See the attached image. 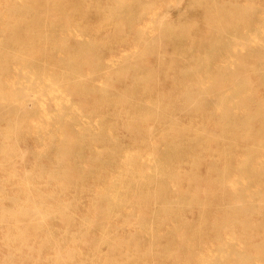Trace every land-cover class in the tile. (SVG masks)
<instances>
[{
    "label": "bare ground",
    "instance_id": "6f19581e",
    "mask_svg": "<svg viewBox=\"0 0 264 264\" xmlns=\"http://www.w3.org/2000/svg\"><path fill=\"white\" fill-rule=\"evenodd\" d=\"M193 1L197 13L212 15L215 28L209 24L188 31L163 23L152 41L129 28V40L138 44L142 59L107 77L116 102L97 95L88 84L75 92L85 113L92 99L101 101L100 107L124 108L125 122L115 129L124 132L134 148L127 166L118 164L121 143L116 131L107 141L106 135L81 127L77 139L70 132L63 141L51 140L52 152L44 164H36L35 173L25 176L14 173L24 160L17 148L29 137L37 104L25 99L23 90L9 86L10 68L46 66L55 52H62L73 58L66 62L68 79L77 76L87 57L82 46L61 36L65 24L74 19L65 14L73 9L66 8L70 0H0V137L9 143L0 159V180L19 184L17 179L23 177L26 187L43 184L44 177L46 185L61 183L59 192L51 194L53 204L19 210L17 232L26 241L35 239V244L45 227L49 238L42 245L57 250L62 238L72 235V252L53 253L50 264L264 263V44L234 63L228 52L238 31L229 27L237 20L248 24L253 15L234 8L212 12L209 1L192 0L190 5ZM129 18L122 22L128 27L133 24ZM126 31L125 26H115L117 34ZM107 43L100 41V47ZM169 45L178 56L161 61ZM23 79L21 85H32L30 77ZM36 89L37 85L28 93L34 100ZM128 89L132 96L126 95ZM144 98L150 102L143 104ZM78 139L87 145L82 148L75 143ZM87 146L103 150H96L97 159H85ZM81 161L89 162L88 172H100L99 186L106 184L108 168L120 174L110 179L108 188L93 192L86 225L77 224L71 212L77 196L88 193L85 184L90 177L81 170ZM46 164L52 165L47 173ZM59 194L68 197L64 205L56 202ZM94 217L99 227L107 219L118 223L122 218V230L106 233L109 223L99 229L90 222ZM89 246L98 253L83 254Z\"/></svg>",
    "mask_w": 264,
    "mask_h": 264
},
{
    "label": "rangeland",
    "instance_id": "374dc122",
    "mask_svg": "<svg viewBox=\"0 0 264 264\" xmlns=\"http://www.w3.org/2000/svg\"><path fill=\"white\" fill-rule=\"evenodd\" d=\"M136 1L138 0H70L71 3L66 8L72 7L73 9L65 10V14H67L66 18L72 15L74 19L71 23L65 24L64 32L61 36L71 45L82 46L83 51H85L84 57H87V60L80 65L77 76L66 78L68 74L65 71L70 67L66 62L73 58L62 52H55L46 66L34 69L24 68L17 64V68H10L9 86L15 88V90H23L21 92H25L24 98L33 100L37 104V112L36 114H32V122L28 124L27 133L29 137H27L25 145L22 144V146L17 148L18 152L24 156V160L22 164H18L15 167V174L33 175L35 173L34 166L38 163L44 164L45 157L52 152L48 148V143L51 140L63 141L70 132L77 139L80 135L76 133L78 128L81 127L89 130L92 134L99 133L106 135L102 137L105 140L107 139V141L110 140L113 132L114 135L116 132L119 134L117 141L121 145L117 149L116 157H118L120 167L127 166L128 161L131 160L130 157L134 156V148L130 145L129 137L124 132H119L115 129L119 124L125 122V119H123L124 108L122 106L113 108L111 104L100 107L102 102L92 99V101H88L87 109L89 111L85 113L83 106L79 104L76 98L75 92L83 84H88L97 95H100V92L106 100L108 99V102H116L115 98H113L115 94H113V90L109 87L110 85L108 86L107 77L115 71L129 67L131 63L136 61L141 62L142 59L140 58L141 54L138 44L129 40L130 33L128 32L132 29L141 31L148 41H152L156 34H158L160 27L162 29L163 23H170L173 27L182 26L188 31L192 29H206L209 24L213 28L217 26V24H211L213 22L211 14L204 16L205 13H197V11H200L198 10L199 7L194 1L193 5H190L192 0H142L141 4H137ZM205 1L211 3L212 12L217 10L216 8H234L238 12L243 11L253 15L248 24H242L239 20L231 22L229 28L238 31L237 40L231 41L229 44L232 47V51L228 52L231 56V61L237 64L239 59L245 58L258 45L264 44V0H201L200 2L204 4L203 2ZM115 12L117 13L116 15ZM128 16L130 17L129 20L133 22L129 27L122 23L126 22L124 19L128 20ZM116 25L127 27V31L124 34L115 33ZM222 39H225L226 44L229 43L227 38L223 37ZM103 40H106L108 43L105 47H100V41ZM164 49L163 52L165 53L161 56V61H165V59L174 55V57L178 56V53L174 51L172 46H166ZM224 57L226 56L224 55ZM145 64L146 62L143 61V66ZM25 76L31 78L32 85L27 82L21 85ZM60 77H63L64 80L58 79ZM128 79L120 83L125 84ZM36 85L38 93L36 94L35 101L28 93L31 94V90ZM29 86L30 88H28ZM73 86L74 88H72ZM7 90H9V87H7ZM126 92L127 96H132L131 93H134L131 90L129 91V89ZM15 93L20 92L15 91ZM153 98L155 97L153 96ZM142 102L146 104L150 101L144 98ZM39 105H41L45 112L41 111ZM45 113H47V116H45ZM104 117L107 119H104ZM111 119L115 120L116 123H112ZM97 121L100 126H103L104 129L102 131H99L100 127L97 125ZM110 123H112L113 127L110 126ZM79 142L82 144V148L87 145L80 139L75 143L79 144ZM106 143L108 147L111 145L109 142ZM4 144L9 143L3 142L2 137H0V159H2L6 149ZM88 147L90 148L86 150ZM96 150L103 149L87 146L84 151L85 159H89L90 157L97 159L98 154ZM88 165H90L88 161H81V170L84 174L87 172L86 175L89 174L90 177L89 181L85 184L88 193H83L79 197L77 196L76 207L74 210H71L75 222L84 225L89 223L85 215L89 213L88 207L90 206L89 203L93 197V192L97 191L100 187L108 188L110 179L115 180L120 175L119 172L115 173L114 167L108 168L107 173H105V175L107 174L105 177L106 184L99 186V183L102 181V178L98 176L100 172L96 173L97 171L95 172L94 170L88 172ZM51 166H47L46 164L45 173H47ZM111 172L113 175H110ZM45 178H43V184L41 183L35 187H26L24 185L26 180L23 177L17 179L23 187L19 184H4L0 180V264H50L49 261L51 259L49 258L53 253L60 252L66 254L72 252V244L70 242L72 235L62 238V241L58 243V249L55 250L53 245H42V242L49 238L45 227H42V232L38 235L35 244L33 243L35 239L26 241L17 232L18 224H21L18 222L21 216L19 213L20 209L29 208L36 204H53L51 203L52 200H50L51 194L54 191L59 192L61 183L56 184L54 182L46 185ZM130 188L133 190L132 185L129 186ZM38 190H41L43 193ZM55 198L56 202L61 205H64L68 199L64 194H59ZM43 205L42 207L44 208ZM90 222L96 225L94 227H99L97 226L99 222L96 217L91 218ZM122 225V218L118 223L107 219L101 224L99 229L106 226V233H109L114 228L120 227L122 230ZM167 229L171 231L173 227L169 226ZM118 230L120 231V229ZM40 243L41 245H39ZM240 250L244 251V248L241 247ZM90 252L97 254L98 249L96 250L89 246L85 247L82 251L85 255H91ZM75 256H77L76 252ZM75 264H78V262ZM259 264L264 263L260 262Z\"/></svg>",
    "mask_w": 264,
    "mask_h": 264
}]
</instances>
